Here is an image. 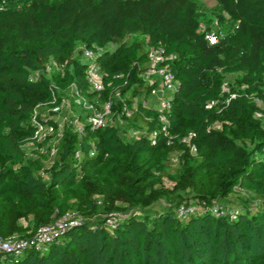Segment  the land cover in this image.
<instances>
[{
  "label": "trees",
  "instance_id": "16d2710c",
  "mask_svg": "<svg viewBox=\"0 0 264 264\" xmlns=\"http://www.w3.org/2000/svg\"><path fill=\"white\" fill-rule=\"evenodd\" d=\"M217 2L213 19L193 0H0V240L29 243L0 264H264V0ZM152 48L175 57L161 113L145 105ZM229 74L243 89H224ZM75 93L97 110L110 101L114 123L87 124ZM33 117L59 131L52 158ZM182 205L195 213L178 218ZM67 214L80 223L36 251V231Z\"/></svg>",
  "mask_w": 264,
  "mask_h": 264
},
{
  "label": "built area",
  "instance_id": "2783aa9c",
  "mask_svg": "<svg viewBox=\"0 0 264 264\" xmlns=\"http://www.w3.org/2000/svg\"><path fill=\"white\" fill-rule=\"evenodd\" d=\"M208 43L210 45H214L217 43V38L213 33H210L206 36ZM84 57L88 61V67L85 72V78L90 86V89L95 92H101L103 90L102 85V75L99 72L98 67L94 64L96 54L91 51H84ZM175 60V57L171 55H165L164 51L161 48H152L149 50L148 54V65L147 71L144 74V80L147 81L149 85L157 84V89L153 92V97L158 98L159 112L168 109V96H171L177 86L178 83L174 79L170 70V63ZM74 103L78 106L82 107L84 110L89 111L90 114L86 119L87 124H90L93 127H102L108 124L109 119L112 118V104L110 101H107L102 105L100 110H97L91 103L85 101L80 98L78 94H74ZM212 105L209 104L206 108H210ZM133 114V110L124 107L122 110V116L129 118ZM260 117V115H257ZM164 124V118L161 119ZM32 125L35 127L34 135L32 140L36 143H44L45 141L50 139V148H49V157H54L56 154V143L59 141L60 134L58 131V135H55V128L46 127L43 124L37 123L35 117L31 119ZM162 133L165 137L169 134L166 130V126L163 125ZM53 135L57 137V140L54 142ZM156 134L153 133L150 137L151 140L156 138ZM193 135H189L187 139H184L182 142L187 144L190 147V152L195 154V147L190 145L189 139ZM135 137H138L135 135ZM42 150V149H41ZM78 154H76V158H78ZM211 213L215 216L222 215V211L219 207L213 206L210 209ZM227 211V210H226ZM195 213V207L192 205H182L177 208L176 215L180 219H185L188 216ZM115 218L108 222V226L113 228L115 223ZM80 218L67 214L64 218L60 219L53 225L41 227L36 231L34 236V240L30 242L31 246L34 247L36 251H42L45 245L50 244L54 239L57 238L58 234L63 231L66 227L72 226L73 224H79ZM28 242L17 240L16 238H9L7 240H0V252L2 253H19L21 250L25 249L28 246Z\"/></svg>",
  "mask_w": 264,
  "mask_h": 264
},
{
  "label": "rangeland",
  "instance_id": "374dc122",
  "mask_svg": "<svg viewBox=\"0 0 264 264\" xmlns=\"http://www.w3.org/2000/svg\"><path fill=\"white\" fill-rule=\"evenodd\" d=\"M193 1L196 3L198 11H200V13L206 18L215 19L216 16L221 14L217 0H193ZM237 80H238V74L226 75L224 77V85H223L224 89L226 90L229 88H234V89L242 88V86L237 85ZM145 105L149 108L150 107L151 108L158 107V98H156V97L147 98ZM43 113H46V114H41V116H40V119H43V120L48 119L49 116L51 118H54L55 120L60 119L63 116V113L57 109L51 111L50 113L47 110H44ZM73 114H74V119L77 120V117L80 116L82 113H81V111H77V112L75 111L74 112V110H73ZM76 120H74L75 123H77ZM108 123L113 124L114 120L111 118V119H109ZM262 128L264 129V121L262 123ZM215 129L220 130L219 127H215ZM141 133L142 132L138 131L137 129L136 130L132 129V130H128L126 135L128 137H135V135L139 136V135H141ZM44 146H45V144L43 142L40 143V145H39V147H41V149ZM27 152L30 153V150H27ZM173 170H174V168L172 167V171ZM165 185L169 188L172 186L169 181H165ZM234 205L237 206L238 204L235 202Z\"/></svg>",
  "mask_w": 264,
  "mask_h": 264
}]
</instances>
